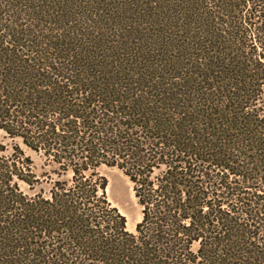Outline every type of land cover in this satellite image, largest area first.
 <instances>
[{
    "label": "trees",
    "instance_id": "1",
    "mask_svg": "<svg viewBox=\"0 0 264 264\" xmlns=\"http://www.w3.org/2000/svg\"><path fill=\"white\" fill-rule=\"evenodd\" d=\"M0 130L70 175L0 158V264H264V0H0Z\"/></svg>",
    "mask_w": 264,
    "mask_h": 264
},
{
    "label": "rangeland",
    "instance_id": "2",
    "mask_svg": "<svg viewBox=\"0 0 264 264\" xmlns=\"http://www.w3.org/2000/svg\"><path fill=\"white\" fill-rule=\"evenodd\" d=\"M0 158L6 160L8 165L16 162L23 174L34 176L30 179L34 181L31 186L13 179L12 184L27 197L41 194L42 198L46 199L55 181L70 178L69 174L65 176L54 164L48 162L41 152L29 150L19 138H10L1 130ZM96 172L107 181L105 193L108 202L124 216L127 231L134 233L136 224L141 220V209L137 205L128 179L116 168L104 165L99 166Z\"/></svg>",
    "mask_w": 264,
    "mask_h": 264
},
{
    "label": "bare ground",
    "instance_id": "3",
    "mask_svg": "<svg viewBox=\"0 0 264 264\" xmlns=\"http://www.w3.org/2000/svg\"><path fill=\"white\" fill-rule=\"evenodd\" d=\"M128 224V223H127Z\"/></svg>",
    "mask_w": 264,
    "mask_h": 264
}]
</instances>
